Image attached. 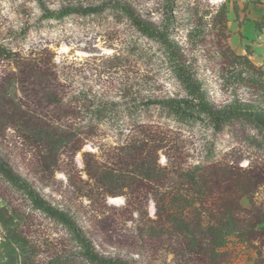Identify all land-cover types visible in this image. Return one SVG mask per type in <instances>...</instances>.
I'll use <instances>...</instances> for the list:
<instances>
[{
	"label": "rangeland",
	"instance_id": "rangeland-1",
	"mask_svg": "<svg viewBox=\"0 0 264 264\" xmlns=\"http://www.w3.org/2000/svg\"><path fill=\"white\" fill-rule=\"evenodd\" d=\"M40 1L52 11L129 4L169 31L210 103L264 118V0ZM0 45L11 51L0 59V158L99 254L127 264H264V139L252 126L215 133L154 109L122 132L112 122L89 126L81 101L124 109L186 98L157 42L121 15L45 21L38 0H0ZM109 170L124 179L104 181ZM0 209L10 220L0 221V264H84L65 229L1 177Z\"/></svg>",
	"mask_w": 264,
	"mask_h": 264
},
{
	"label": "trees",
	"instance_id": "trees-1",
	"mask_svg": "<svg viewBox=\"0 0 264 264\" xmlns=\"http://www.w3.org/2000/svg\"><path fill=\"white\" fill-rule=\"evenodd\" d=\"M38 4L41 18L45 21L59 22L72 16L80 18L90 16L98 17L104 16L107 13L123 16L139 34L146 39L157 42L161 46L167 64L170 66L176 79L186 90V98L148 100L124 109H116L114 105L108 103L81 101V104L85 107L86 117L90 127L103 122H112L113 127L119 130V132H122L127 126L142 122V119L147 118L152 109H154L159 116L178 124L195 125L203 123L210 126L215 133L222 132L234 122L247 124L252 126L261 135V141H263L264 118L252 112H242L235 109H218L210 103L204 91L201 90L198 83L183 65L182 54L176 43L170 38L169 31H161L154 24L144 21L129 4L108 1L97 6H67L60 8L58 11L48 9L40 0H38ZM10 54V49L0 45V59H6L10 57ZM236 59H243L247 62L244 58L236 57ZM134 149L137 150L136 147ZM135 166L138 167L139 165L135 163ZM142 169L148 178L153 176L154 170L151 169V166L147 167L144 165ZM179 175L185 178L190 184L195 185L198 182V174L196 175V173L182 170ZM0 177L12 189L24 195L31 204L32 209L65 229L69 240L78 250L77 258L84 264H127L123 260L109 258L99 254L82 228L69 214L54 208L41 198L29 182L15 173L1 158ZM102 179L106 182L113 183L124 179V177L120 173L117 174L113 170H109L104 172ZM176 197L172 198L171 202L178 205L182 197ZM154 202L159 211L162 208L161 203L157 199ZM182 209H184L183 205L182 207L179 206V210ZM5 215L6 213L0 209V221L4 225H8L10 220ZM6 237L24 242V238L12 228L6 229ZM49 264H75V262L73 258H69L66 261L57 258Z\"/></svg>",
	"mask_w": 264,
	"mask_h": 264
}]
</instances>
